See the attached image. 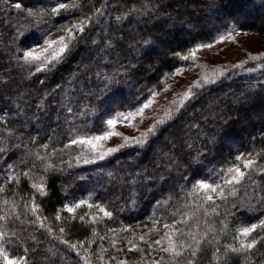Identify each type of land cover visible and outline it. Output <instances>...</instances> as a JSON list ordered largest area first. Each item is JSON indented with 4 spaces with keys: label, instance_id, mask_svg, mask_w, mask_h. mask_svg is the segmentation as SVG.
I'll return each mask as SVG.
<instances>
[{
    "label": "trees",
    "instance_id": "trees-1",
    "mask_svg": "<svg viewBox=\"0 0 264 264\" xmlns=\"http://www.w3.org/2000/svg\"><path fill=\"white\" fill-rule=\"evenodd\" d=\"M76 19L84 31L55 62L17 60ZM225 23L264 34V0H0V231L10 251L25 264H173L170 252L148 259L133 231L172 229L178 244L174 218L191 246L181 264H264V99L247 95L264 94V58L194 87L153 131L102 159L82 162L70 143L150 97ZM126 236L140 247L134 258L117 249Z\"/></svg>",
    "mask_w": 264,
    "mask_h": 264
},
{
    "label": "rangeland",
    "instance_id": "rangeland-1",
    "mask_svg": "<svg viewBox=\"0 0 264 264\" xmlns=\"http://www.w3.org/2000/svg\"><path fill=\"white\" fill-rule=\"evenodd\" d=\"M246 20L250 18L245 17ZM81 29V22L76 19L73 21H65L54 26L48 31L42 38V40L27 48H22L19 54L23 52H32L34 57H29V66L31 69H39L48 65L51 62H55L61 55H57L60 52V48L70 43L74 34ZM235 29L233 26H229L228 31ZM225 29H221L216 33L215 38L211 41L202 44H211V47H193L188 52L189 59L184 61L183 65L175 68L173 72L166 77L160 88L153 89L151 96L141 101L135 108L129 110H117L113 112L109 117L105 118L103 125L100 129L95 131H88L80 138L78 147L81 149V155L79 160L93 161L101 159L97 157V152L93 151L90 145L86 142H80L85 137H95L97 135L103 136L104 132L113 133L112 136L95 141L100 147L98 149L99 155H104L108 148H117L125 141L128 142L130 138H135L139 135H143L145 131L154 128L159 121L163 120L165 116L163 111L170 105L171 102L179 101L183 102L190 99L192 96V89L198 88L203 84H207L217 78L220 73L224 72L229 66L238 64L241 59L249 62L258 63L264 57L258 60L249 59L250 56H260L264 53V34H252L242 32L237 29L234 31L232 39L226 38L223 42L219 41L218 36L223 35ZM60 37H64L63 41ZM51 41V43H49ZM201 45V44H200ZM195 51V60L191 57V52ZM22 61V60H21ZM24 62V61H22ZM255 65V64H254ZM253 65V66H254ZM252 66V67H253ZM147 104L148 107H144ZM108 120H114L115 123L109 125ZM230 145V141L226 142ZM82 161V162H83ZM42 186V184H41ZM41 188V187H40ZM72 207V206H70ZM95 212L100 208L91 207ZM165 228H152L146 226H139L137 230L133 231L135 241L145 247V255L148 259L157 260V255L162 251L163 245L167 244L170 232L172 229L164 231ZM1 232V231H0ZM129 236H126V241L120 244L117 248L121 250L122 255L128 251L127 258H134L135 255L140 254L137 252L139 245L130 243ZM168 239V240H167ZM159 240L157 244L155 241ZM151 244V247H149ZM135 245V247H133ZM125 249V250H122ZM116 253V254H115ZM113 255L117 257L120 254L115 252ZM112 256V253H109ZM114 257V258H115Z\"/></svg>",
    "mask_w": 264,
    "mask_h": 264
},
{
    "label": "snow or ice",
    "instance_id": "snow-or-ice-1",
    "mask_svg": "<svg viewBox=\"0 0 264 264\" xmlns=\"http://www.w3.org/2000/svg\"><path fill=\"white\" fill-rule=\"evenodd\" d=\"M19 6V5H17ZM65 5L64 4H58L57 8H64ZM57 8H53L52 11L53 12H56L57 11ZM224 29H225V32L223 35H219L218 36V39L219 41L223 42L226 38L228 39H232L233 38V35H234V31L235 29H233L232 31H228V28H229V25L227 23H225L223 26H222ZM237 28H240V30H243L242 29V26L237 24L236 25ZM81 32L84 31L83 28L80 29ZM64 37H60V40L63 41ZM49 43H51V41H49ZM212 45L211 44H201L199 45L198 47L200 48H204V47H211ZM69 48L67 45L63 46L60 48V52L57 54L58 56L59 55H62L66 52H68ZM191 57L193 60H195L196 58V53L195 51H192L191 52ZM35 54L32 53V52H23L22 54H17V60L18 61H24L25 63H30V61L28 60L29 57H34ZM261 57H264V53H261L260 56H250L249 59H252V60H258V59H261ZM182 59L184 61H187L189 59L188 56H184L182 57ZM238 67H242V64H234L233 65V69L235 68H238ZM226 69L224 72L221 73V75H224L226 73ZM247 95H261V99H264V94H259V93H252V94H247ZM144 107H148L147 104L144 105ZM107 123L109 125H112L115 123L114 120H108ZM153 131V129H149V132ZM113 133L111 132H104L103 133V136H100V135H97L95 137H85V138H82L80 142H86L88 145L91 146V148L93 149V151H96L97 152V157L98 158H103V156L99 155V145L95 142V141H99L101 139H105V138H108L110 136H112ZM78 141L76 139H72L70 140V143L75 145ZM119 149L117 148H108L104 155H107V154H110L112 152H115V151H118ZM85 163H88L89 161L85 160L84 161ZM248 164H251L252 162L251 161H248L246 162ZM237 173H240V169H237L236 170ZM6 179H8V177L6 176L5 177ZM36 187H42V186H37V185H33V188H36ZM201 187L203 188H209V185L207 184H201ZM38 195L40 193H37ZM209 200H211L212 198L211 197H208ZM41 204H37V203H33L32 205V212L33 213H36V212H39L40 209H41ZM64 208L67 209L68 212H72L73 209L72 207H69L67 204L64 205ZM106 216H110L111 213L105 211L104 213ZM5 219H7L5 217ZM37 219H40L39 217H37ZM57 219H60V216L57 215ZM83 219V217L81 218ZM262 223H264V221H262ZM173 224L176 225L177 227V236H176V239L179 241V243H174L173 242V239L171 237H169V242H168V246L163 248L162 251L165 252V253H172V256H171V260L173 261V264H181L182 261H184V250L185 249H188L190 248L191 246L188 245L185 241H183L182 237L184 236V233L182 231L179 230V225L176 223L175 219L173 218ZM41 227H44L43 223L41 222ZM165 227H168L167 225H165ZM256 228V225H252L250 228H243L241 231H242V234L244 236H248L250 232H253ZM49 231H51V229H49ZM60 232L63 233L64 232V229L61 228L60 229ZM6 236H7V233L6 232H0V264H25V261H26V257L25 256H22V255H16L14 251H10L9 250V246L13 243H15L14 241H9L6 239ZM64 244H68L69 242L67 240H63L62 241ZM155 243L159 244L160 241L157 240L155 241ZM255 241H252L251 243H247L246 244V247L248 249H252L255 245ZM71 248H75L76 245L75 244H72V245H69ZM133 247H135V245H133ZM149 247H151V244H149ZM179 247L180 248V251H176V248ZM233 252H239L240 249L236 248V249H232ZM191 255L193 257H196L197 256V253L196 252H191ZM121 264H123V262H121ZM153 264H157V262H153ZM185 264H196L195 261L193 260H187L185 261Z\"/></svg>",
    "mask_w": 264,
    "mask_h": 264
}]
</instances>
